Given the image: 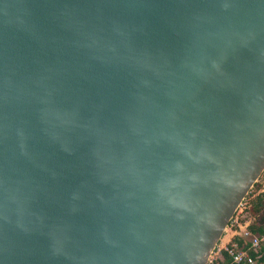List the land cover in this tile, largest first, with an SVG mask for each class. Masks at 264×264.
I'll return each instance as SVG.
<instances>
[{
	"label": "water",
	"instance_id": "1",
	"mask_svg": "<svg viewBox=\"0 0 264 264\" xmlns=\"http://www.w3.org/2000/svg\"><path fill=\"white\" fill-rule=\"evenodd\" d=\"M264 171V0H0V264H208Z\"/></svg>",
	"mask_w": 264,
	"mask_h": 264
},
{
	"label": "built area",
	"instance_id": "2",
	"mask_svg": "<svg viewBox=\"0 0 264 264\" xmlns=\"http://www.w3.org/2000/svg\"><path fill=\"white\" fill-rule=\"evenodd\" d=\"M243 205V201L240 206ZM237 217L233 216L229 222L228 227H234L231 237L222 245L218 246L214 252V256H210L208 262L214 264H241V263H254L255 257L251 254V250L258 253V248L261 242H264V235L261 237L254 236L249 241L250 243L246 247H239L236 242L232 241V238L236 235L248 236L249 231L247 225L249 222H245L243 225L238 222ZM225 254L228 256L226 260ZM259 256L256 255V257Z\"/></svg>",
	"mask_w": 264,
	"mask_h": 264
},
{
	"label": "trees",
	"instance_id": "3",
	"mask_svg": "<svg viewBox=\"0 0 264 264\" xmlns=\"http://www.w3.org/2000/svg\"><path fill=\"white\" fill-rule=\"evenodd\" d=\"M260 184L258 181L254 183L250 192L246 195L243 202L248 200L247 211L252 216V219L247 225L249 231L248 236L236 235L232 238L233 242H236L239 247H246L250 243L252 237L264 235V191H259ZM255 257L254 263H241V264H264V242H261L258 248V253L250 251ZM256 257V255H258ZM226 260L228 256L225 254ZM208 264H214L208 262Z\"/></svg>",
	"mask_w": 264,
	"mask_h": 264
},
{
	"label": "rangeland",
	"instance_id": "4",
	"mask_svg": "<svg viewBox=\"0 0 264 264\" xmlns=\"http://www.w3.org/2000/svg\"><path fill=\"white\" fill-rule=\"evenodd\" d=\"M257 181L259 182V184L261 186L259 191H264V171L261 173V175L259 176ZM247 206H248V200L243 202V205L239 206V208L236 210V213L234 215L235 217H237L236 219L238 220V222L241 223L242 225L245 222H250V220L252 219V216L247 211ZM233 228L234 227H230V226L228 227L227 226L225 232L223 233V236L218 241V243H217L214 251L212 252L211 256H214V252L216 251L218 246L224 244L231 237Z\"/></svg>",
	"mask_w": 264,
	"mask_h": 264
}]
</instances>
